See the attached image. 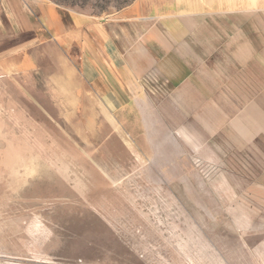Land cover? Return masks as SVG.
Returning <instances> with one entry per match:
<instances>
[{
    "label": "rangeland",
    "instance_id": "1",
    "mask_svg": "<svg viewBox=\"0 0 264 264\" xmlns=\"http://www.w3.org/2000/svg\"><path fill=\"white\" fill-rule=\"evenodd\" d=\"M0 264H264V0H0Z\"/></svg>",
    "mask_w": 264,
    "mask_h": 264
},
{
    "label": "crops",
    "instance_id": "2",
    "mask_svg": "<svg viewBox=\"0 0 264 264\" xmlns=\"http://www.w3.org/2000/svg\"><path fill=\"white\" fill-rule=\"evenodd\" d=\"M46 15L54 16V17H51V18H55V17L57 18V17H59V15H58V13H57L56 11H55V12H54V11H50V13H49V14H46ZM51 18H48V20H47V21L49 22V24H51V22H50V21H51ZM59 18H60V17H59ZM58 20H59V19H58ZM54 21H57V20H54ZM59 22L61 23V26L63 27V29H65V24H64L63 22H61V21H58V23H59ZM66 31H67V30H66Z\"/></svg>",
    "mask_w": 264,
    "mask_h": 264
}]
</instances>
